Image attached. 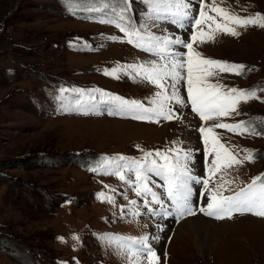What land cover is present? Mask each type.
Wrapping results in <instances>:
<instances>
[{
	"label": "rangeland",
	"instance_id": "1",
	"mask_svg": "<svg viewBox=\"0 0 264 264\" xmlns=\"http://www.w3.org/2000/svg\"><path fill=\"white\" fill-rule=\"evenodd\" d=\"M204 2L210 4V0ZM112 6L76 0L71 6L73 14L64 0H0V264H126L98 237L139 238L146 234L160 264H264V217L235 214L232 219L215 220L199 211L180 220L144 215L143 199L132 188L115 176L101 174L115 163L107 164L105 158H139L140 149L164 152L174 146L182 149L183 156L190 153V146L202 141L199 132L190 135L191 124L196 127L202 123L190 111V103L179 108L172 102V107L179 109L176 115L183 116L158 124L108 115L99 105L88 115L71 110L80 91L98 100L92 91L96 89L138 100L146 107L158 91L139 77L134 82L135 73L130 69V75L123 71L105 75V71L156 59L127 43L118 28L97 22L111 13ZM222 6L241 17L264 14V0H224ZM94 8L101 10L92 11ZM145 8L140 0H132L131 15L137 26L146 19ZM191 8L192 14L198 15L196 0ZM152 23L148 22L152 33L189 42L196 31L188 30L190 21L184 29L168 22H159L160 27H152ZM237 32L235 37L218 34L212 43L196 42L193 48L205 58L246 66L243 75L225 72L210 78L211 82L238 89L264 86V28L250 26L237 28ZM174 50L187 53L180 45ZM179 87L186 97V81ZM61 88L67 89L63 101L68 111L59 106ZM257 96L239 106L243 114L223 121L249 120L246 122L257 131L264 129L259 123L264 122V87L258 88ZM82 100L89 105L88 95ZM223 130L214 131L239 159L244 160V149L255 155L254 163L244 161L227 170L225 178L234 183L226 192L244 186L256 175L264 178V174L259 175L264 171V135L242 138ZM198 170L206 173L204 168ZM161 181L155 177L149 185L158 194L164 192L156 187ZM192 191L196 194L205 189L193 184ZM101 192L113 197L115 203L101 202L97 196ZM204 197L196 202L192 199L194 209L204 205ZM130 200L137 204L130 205ZM130 209L141 215L133 218ZM192 219L203 220L204 228L217 230V249L196 247ZM179 226L182 228L176 232ZM202 232L209 235L206 229ZM152 234L160 239L152 240Z\"/></svg>",
	"mask_w": 264,
	"mask_h": 264
},
{
	"label": "snow or ice",
	"instance_id": "2",
	"mask_svg": "<svg viewBox=\"0 0 264 264\" xmlns=\"http://www.w3.org/2000/svg\"><path fill=\"white\" fill-rule=\"evenodd\" d=\"M64 2L69 5L74 14L71 6L76 0H64ZM81 2L105 6L112 4L111 13H106L97 22L118 28L127 38V43L156 58L142 64L118 67L111 73L105 71V75L119 71L130 75L128 71L130 69L131 73H135L132 77L134 82L135 78L139 77L141 82L155 85L158 91L148 100L147 107L138 100L124 99L96 89L92 91L98 95V100L91 94L80 91L76 95L75 105L71 110L76 114L88 115L99 105L108 115L159 123L161 120L171 121L174 118L181 119L183 116L182 113L180 116L176 115L179 109H174L172 102L179 108H187L190 103V111L195 113L202 122L194 130L201 134L205 152L213 156L207 179L191 174L187 165L191 154L185 152L181 156L182 149L175 146L164 152L160 150L145 152L140 149L142 155L139 158H127L123 155L105 158L107 164H113V161L115 163L110 170L106 168L101 174L115 176L132 188L135 195L143 199L144 207L147 209L144 215L158 216L162 219L172 216L180 220L186 216L195 215L196 211H199L216 220L232 219L235 214L264 217V178L258 176L246 188H241L234 195H224V192L229 191L230 185L234 183L233 180L225 178L227 170L241 165L244 161L254 163L255 155L250 150L244 149L245 156L242 161L226 144L221 142L219 134L214 131L226 129L236 135H264V129L257 131L251 123L244 121L225 123L222 119L243 114L239 111V106L258 99L257 90L264 86L238 89L229 88L219 82H211L210 78L220 77L221 73L225 72L237 76L243 75L246 66L205 58L201 52L193 48L196 42L201 45L214 42L218 34L238 36L237 28L247 29L250 26L264 28V14L257 13L255 16L241 17L224 8L222 6L224 0H210V4H206L204 0H196L199 8L198 15L194 16L191 8L194 0H140L146 6V19L137 26L133 23L131 15L132 0H115L114 3L113 0H81ZM209 12L215 15H210ZM149 21L153 22L152 27H160L159 22H168L180 29H184L185 23L190 21L188 30L196 29V31L192 32L191 42L178 36L156 35L149 31ZM163 31L168 30L163 29ZM109 39L118 41L119 38L109 37ZM175 45L186 48L187 53L175 51ZM182 81L187 83L186 97L180 94L179 85ZM66 91L67 89L63 88L59 90L61 111L69 110L63 101V94ZM84 95L89 96L88 106H85L82 100ZM92 171L97 169L93 168ZM218 174L219 179L214 180L215 187L210 188L209 181ZM155 177L163 181L162 185H156L164 189L163 193L158 194L149 186ZM193 184H201L208 193L204 200L205 206H197L195 209L192 201ZM97 196L101 202L115 203L113 197L103 192ZM162 197H166L170 204H165ZM129 204L135 206L137 201L130 200ZM151 205H159V208H153ZM130 214L133 218L141 215L139 211L131 209ZM157 228L160 229L161 226L158 224ZM58 239L64 242L63 237ZM73 239L78 241L79 237L73 236ZM151 239L158 241L160 237L152 234ZM98 240L106 247L113 249L126 261V264H160V257L150 243L148 234L139 238L102 235L98 237Z\"/></svg>",
	"mask_w": 264,
	"mask_h": 264
},
{
	"label": "bare ground",
	"instance_id": "3",
	"mask_svg": "<svg viewBox=\"0 0 264 264\" xmlns=\"http://www.w3.org/2000/svg\"><path fill=\"white\" fill-rule=\"evenodd\" d=\"M197 218V217H196ZM203 220H200V219H192L190 222H193L191 225H190V228L192 229V234L195 235L196 237V247L200 248L201 247V250L203 249L204 246H210L211 249L217 247V244L215 242V239H216V236H215V232L217 231L216 229L214 228H204L202 226V222ZM185 224V223H184ZM208 224V223H207ZM210 225V224H209ZM237 226V225H236ZM184 227V226H183ZM225 227V226H224ZM182 227H178L176 232L181 229ZM203 229H206L209 231V235H205L203 234L202 230ZM244 231V230H243ZM184 232V230H183ZM212 232V233H210ZM253 232V231H252ZM251 233V232H250ZM251 237V236H250ZM256 243V242H255ZM255 245V244H254ZM258 246V245H257ZM213 247V248H212ZM217 249V248H215Z\"/></svg>",
	"mask_w": 264,
	"mask_h": 264
}]
</instances>
